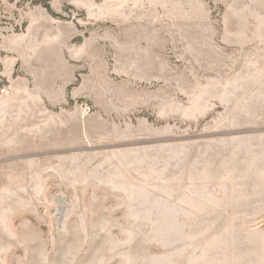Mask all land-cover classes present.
Instances as JSON below:
<instances>
[{
    "label": "rangeland",
    "instance_id": "1",
    "mask_svg": "<svg viewBox=\"0 0 264 264\" xmlns=\"http://www.w3.org/2000/svg\"><path fill=\"white\" fill-rule=\"evenodd\" d=\"M0 0V264H264V0Z\"/></svg>",
    "mask_w": 264,
    "mask_h": 264
},
{
    "label": "trees",
    "instance_id": "2",
    "mask_svg": "<svg viewBox=\"0 0 264 264\" xmlns=\"http://www.w3.org/2000/svg\"><path fill=\"white\" fill-rule=\"evenodd\" d=\"M49 1L50 0H32V5H40L44 9L49 11Z\"/></svg>",
    "mask_w": 264,
    "mask_h": 264
},
{
    "label": "built area",
    "instance_id": "3",
    "mask_svg": "<svg viewBox=\"0 0 264 264\" xmlns=\"http://www.w3.org/2000/svg\"><path fill=\"white\" fill-rule=\"evenodd\" d=\"M8 94V91L5 89V88H1L0 89V96L2 97V96H5V95H7Z\"/></svg>",
    "mask_w": 264,
    "mask_h": 264
}]
</instances>
